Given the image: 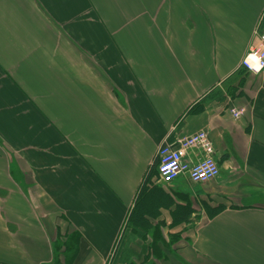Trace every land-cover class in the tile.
I'll return each mask as SVG.
<instances>
[{"label": "crops", "instance_id": "obj_1", "mask_svg": "<svg viewBox=\"0 0 264 264\" xmlns=\"http://www.w3.org/2000/svg\"><path fill=\"white\" fill-rule=\"evenodd\" d=\"M258 31L264 0H0V264H66L76 233L69 264H264ZM199 132L219 176L162 185L174 205L116 258L161 146Z\"/></svg>", "mask_w": 264, "mask_h": 264}, {"label": "built area", "instance_id": "obj_2", "mask_svg": "<svg viewBox=\"0 0 264 264\" xmlns=\"http://www.w3.org/2000/svg\"><path fill=\"white\" fill-rule=\"evenodd\" d=\"M257 42L241 62V68L252 75L264 72V31L256 32ZM235 119H239L244 110L232 109ZM195 154L192 159L190 154ZM215 150L207 132H199L178 139L175 143L165 142L158 152L159 181L170 185L180 176H187L194 184H207L214 181L220 174Z\"/></svg>", "mask_w": 264, "mask_h": 264}, {"label": "trees", "instance_id": "obj_3", "mask_svg": "<svg viewBox=\"0 0 264 264\" xmlns=\"http://www.w3.org/2000/svg\"><path fill=\"white\" fill-rule=\"evenodd\" d=\"M202 108L203 107L201 105H197L191 109L190 113H198L202 110ZM158 164L159 162L157 158L144 181V184L135 201V205L128 217L124 232L122 233V237L120 238L114 253L116 258L121 255L122 249L128 238V233L146 235V232L152 228V223L159 219L160 209L163 207H172L174 205V199L162 189V185L157 183L159 181ZM224 210L225 208L222 206L211 208L209 205L205 204V212L209 219H213ZM192 213L193 212L189 204H186L185 207L177 205L175 210L172 212L173 225L190 222ZM78 241L79 234L76 233L70 236L68 242L65 243L64 254L66 264L71 263L75 258ZM157 241V239H154V242ZM153 252H157V249L153 248Z\"/></svg>", "mask_w": 264, "mask_h": 264}, {"label": "rangeland", "instance_id": "obj_4", "mask_svg": "<svg viewBox=\"0 0 264 264\" xmlns=\"http://www.w3.org/2000/svg\"><path fill=\"white\" fill-rule=\"evenodd\" d=\"M197 207H198V205H197ZM204 209H205V205H204ZM199 210L200 211H202V208H199ZM199 211V212H200ZM140 238V237H139ZM139 238H135V239H133L131 242H129L128 244H127V246H126V250L125 251H127V252H131V253H134L133 251H132V249H131V247L133 246V245H135V246H139V247H142V242H141V240L139 239ZM72 246V245H71ZM139 250H140V248H139ZM138 254V253H137ZM122 262H123V260H121V262H119L118 264H122Z\"/></svg>", "mask_w": 264, "mask_h": 264}]
</instances>
